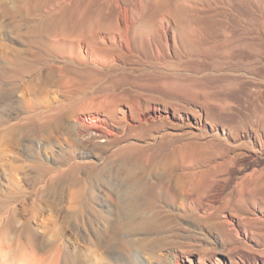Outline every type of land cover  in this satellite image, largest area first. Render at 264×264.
<instances>
[{
	"label": "rangeland",
	"instance_id": "obj_1",
	"mask_svg": "<svg viewBox=\"0 0 264 264\" xmlns=\"http://www.w3.org/2000/svg\"><path fill=\"white\" fill-rule=\"evenodd\" d=\"M71 13L113 20L132 49L115 31L91 44L54 36ZM39 112L56 114V130L36 134ZM51 183L83 185L73 227L51 204L69 195L53 198ZM8 195L13 224L47 230L37 243L57 240L59 264H264V0H0V202ZM33 201L43 210L30 217ZM122 209L136 214L128 228ZM100 230L108 246L94 244Z\"/></svg>",
	"mask_w": 264,
	"mask_h": 264
},
{
	"label": "bare ground",
	"instance_id": "obj_2",
	"mask_svg": "<svg viewBox=\"0 0 264 264\" xmlns=\"http://www.w3.org/2000/svg\"><path fill=\"white\" fill-rule=\"evenodd\" d=\"M105 30L115 31V32H118L119 34H122L124 36L123 38H125V40H126L127 46L130 47V49H132L131 45L129 43V38L127 37V31L124 28H120L119 26H117V24L114 23L113 20H111L109 22H102L101 20H98V19H88V18H83V17L76 19V18H73V15L71 13V15H69L67 18L65 16L61 17L59 24H58V27H56L52 31L53 32L52 34L54 36L67 37V38L77 39L79 41L85 40L91 44L93 42V39L96 37L94 34H96V33L98 34V32H104ZM57 40H59V39H57ZM53 42H55V41H53ZM113 45H114L113 48H116L115 46L117 44L114 43ZM70 47H71V45H70ZM77 48H78V51L82 50V47L80 44H77ZM93 49L95 51L100 52V53H103V51H104L103 48H98L95 46H93ZM116 49H115V51H116ZM69 50H72V49H69ZM96 54H98V53H96ZM30 69H31L30 66H27V70L30 71ZM28 117H33L36 119V120H32L29 123V124L37 125V127L40 129V131L37 132L36 134L44 133L47 130L48 131L56 130V127H54L52 125V122H51V117H57L56 114H53V113L44 114L42 112H39L35 115L31 114ZM61 118H64V117H61ZM62 124L64 126L63 130H67V128H65V123H62ZM99 128H100L99 124H97V122L94 121L91 123L89 130L90 131H93V130L94 131H100ZM7 136L8 135L3 136V142L4 143H9L11 141V139H8V140L6 139ZM6 145H8V144H6ZM18 169H20V167H18ZM45 191H47V193L50 196H52L53 198L56 194H59L60 192L69 195L68 204L64 209H61L55 201H52L53 199L51 200V204L53 206H55V208L58 211H60V213L62 214L63 225L68 226V227H73L74 226L73 223L75 221V215L76 214L80 215L79 210L82 209V204L84 203L83 185L79 184L77 189L76 188L71 189L69 185L62 184L61 186H58V183H51V184H49V186L46 188ZM8 197H9V200L0 202V215L2 214V211L5 214L0 221L1 233H2V229L4 230V232L2 233V237H0V247L5 246V245H9V244L11 246H13V244H12L13 241H8V237H9L8 234L15 232L16 237H17L16 240L19 242L18 243L19 247H20V245H22V247H24L25 255L28 257V259L23 260V261H26L27 264H59V262H60L59 258H58L59 256H57V258H56L54 255L52 256L49 254V251L52 249V247L55 244L57 245V248L59 251H60V249H62L60 244L56 243L57 240H55L53 242L52 247L47 250L48 252L47 251L42 252V249L40 248V246L38 245L37 242L40 239L43 241L45 240V233L47 232V230L43 229V231L39 232L38 230H35L34 228L30 227L26 221L21 222V224L19 226H15L13 224V220L15 219V213L17 210L13 206H11V201L13 199V196L8 195ZM38 199H39V196H38L37 200ZM32 203H33V206H31L32 210H30V211L27 210V208H26L27 206L22 205V208H21V210L23 209V210H26L27 212H29L28 215L30 217H34V216L38 215V211L43 210L42 206L40 207V206L34 205V204H36V201H33ZM153 204H154V202H151V201L147 203V205H153ZM77 205H79V206H77ZM124 206H126L125 202H124ZM120 213H121L120 214L121 218L125 219V222L123 223V225L124 226L126 225L128 228V226L130 224H129V222L128 223L126 222V219H130V218L134 217V215H136V214L134 212L127 211V210L125 211L123 209H122V212H120ZM69 214H70L69 220H65L64 219L65 216H68ZM157 217H158V214H156V211H154L150 216L145 217V218L142 217L140 219L139 223L142 224V228L144 230H153V229H156V225H157L156 224V218ZM56 221L57 220L55 219L53 221V224L56 225L57 224ZM49 227L50 226L46 225V224L43 226V228H46V229L47 228L49 229ZM136 228H139V226H137ZM9 239H11V235H10ZM128 243H129V241L126 240L124 243H122V246L126 247V244H128ZM94 244L97 245V247L100 244H102L104 246H108L109 245V239L106 240V238H104L102 236V233L100 230V232L99 233L97 232V234L95 236ZM119 246H121V245H119ZM61 254H64V252Z\"/></svg>",
	"mask_w": 264,
	"mask_h": 264
},
{
	"label": "clouds",
	"instance_id": "obj_3",
	"mask_svg": "<svg viewBox=\"0 0 264 264\" xmlns=\"http://www.w3.org/2000/svg\"><path fill=\"white\" fill-rule=\"evenodd\" d=\"M0 264H27V262L18 260L13 247L9 244L0 247Z\"/></svg>",
	"mask_w": 264,
	"mask_h": 264
}]
</instances>
